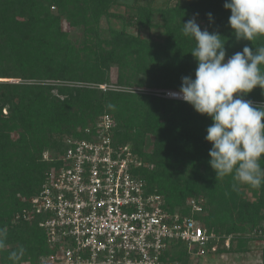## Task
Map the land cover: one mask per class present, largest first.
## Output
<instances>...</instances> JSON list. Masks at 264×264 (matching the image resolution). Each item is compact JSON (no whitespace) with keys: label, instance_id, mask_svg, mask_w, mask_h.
I'll return each mask as SVG.
<instances>
[{"label":"trees","instance_id":"obj_1","mask_svg":"<svg viewBox=\"0 0 264 264\" xmlns=\"http://www.w3.org/2000/svg\"><path fill=\"white\" fill-rule=\"evenodd\" d=\"M225 2L0 0V228L8 233L0 264H13L9 255L21 247L17 264H41L54 253L39 219L14 218L33 210L32 200L56 167L45 153L63 154L67 138L90 140L86 130H95L105 116L114 122L113 144L130 146L142 162L135 173L148 193L161 195L171 213L223 238L217 253L205 257L248 253L255 239H264V184L234 190L232 176L216 180L205 140L212 120L183 100L154 94L179 91L182 77L195 78V41L182 33L189 19L226 39V60L245 46L264 47V36L236 40ZM120 6L125 13L115 11ZM113 21L120 27L104 28ZM131 29L156 30L158 36L143 38ZM245 99L262 104L264 94L257 87ZM260 164L264 168V158ZM191 200L203 201L201 213H193ZM205 257H192L186 244L175 242L165 259L190 264Z\"/></svg>","mask_w":264,"mask_h":264},{"label":"built area","instance_id":"obj_2","mask_svg":"<svg viewBox=\"0 0 264 264\" xmlns=\"http://www.w3.org/2000/svg\"><path fill=\"white\" fill-rule=\"evenodd\" d=\"M173 92L179 91L154 94L181 100L168 95ZM113 127L105 116L95 130H86L93 134L90 140L67 138L63 154L45 153L56 167L32 200L33 210L13 221L40 220L54 251L41 264H180L165 259L175 242L186 244L195 258L217 253L222 237L193 218L171 213L161 195L148 193L135 173L142 162L130 146L113 144ZM202 203L190 201L193 213L203 211ZM230 241L225 239L227 247Z\"/></svg>","mask_w":264,"mask_h":264},{"label":"clouds","instance_id":"obj_3","mask_svg":"<svg viewBox=\"0 0 264 264\" xmlns=\"http://www.w3.org/2000/svg\"><path fill=\"white\" fill-rule=\"evenodd\" d=\"M223 7L231 12L228 23L237 41L264 36V0H226ZM207 16L211 21L212 14ZM182 33L195 41L190 52L197 62L195 78L182 77L179 92L168 95L212 120L205 140L211 144L209 165L216 180L232 176L234 190L238 184L259 189L264 184V103L245 97L257 87L264 94V47L253 51L245 46L226 60V39L218 32L202 30L192 18L183 24ZM7 235L6 228H0V250L7 247ZM23 255L21 247L9 260L17 264Z\"/></svg>","mask_w":264,"mask_h":264},{"label":"rangeland","instance_id":"obj_4","mask_svg":"<svg viewBox=\"0 0 264 264\" xmlns=\"http://www.w3.org/2000/svg\"><path fill=\"white\" fill-rule=\"evenodd\" d=\"M133 0H123V4H131ZM157 5H161V1H158ZM116 12L125 13L126 7L120 6L115 9ZM121 23L119 21H113L111 23L104 22V28H108L110 26L119 28ZM65 28L67 31H70V33H73L76 31L78 36L80 37V33L78 30H74L71 27L68 26V24H65ZM132 33H139L143 38H157V32L156 30H137V29H131L129 30ZM105 33V31H104ZM116 74V70H115ZM114 74V77L116 76ZM252 250L248 253L244 254H228L224 255L221 258L208 256L205 258H202L200 260L194 259L190 264H262V250L264 247V239H255L251 243Z\"/></svg>","mask_w":264,"mask_h":264}]
</instances>
